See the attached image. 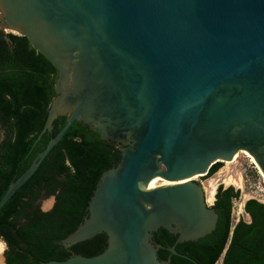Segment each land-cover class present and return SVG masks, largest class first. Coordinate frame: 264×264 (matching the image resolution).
Segmentation results:
<instances>
[{"label": "water", "instance_id": "water-1", "mask_svg": "<svg viewBox=\"0 0 264 264\" xmlns=\"http://www.w3.org/2000/svg\"><path fill=\"white\" fill-rule=\"evenodd\" d=\"M34 65L58 72L38 141L66 124L0 210L73 123L121 145L80 226L51 241L67 260L43 264H198L176 250L218 222L196 178L243 151L264 175V0H0V70Z\"/></svg>", "mask_w": 264, "mask_h": 264}, {"label": "trees", "instance_id": "trees-1", "mask_svg": "<svg viewBox=\"0 0 264 264\" xmlns=\"http://www.w3.org/2000/svg\"><path fill=\"white\" fill-rule=\"evenodd\" d=\"M57 78V71L39 65L0 70V201L66 124L65 116L58 117L38 141L57 95ZM120 146L81 122L71 125L0 210L7 264L67 260L51 241L66 239L80 226L101 176L121 161ZM222 166L214 164L203 178ZM239 196L234 187L221 186L212 206L218 214L216 229L197 241L177 244L176 250L198 264H217L224 253L225 264H264V204L248 200L244 210L251 219L234 224L233 203ZM46 198H54L48 211L41 207ZM170 259V264H194L173 254Z\"/></svg>", "mask_w": 264, "mask_h": 264}, {"label": "rangeland", "instance_id": "rangeland-1", "mask_svg": "<svg viewBox=\"0 0 264 264\" xmlns=\"http://www.w3.org/2000/svg\"><path fill=\"white\" fill-rule=\"evenodd\" d=\"M196 181L201 183L205 189L208 206L213 204L218 188L234 187L239 191L240 196L233 203V222L236 224L240 220L249 221V217L244 212L245 202L249 199H257L264 204V176L259 168L253 163L251 157L246 152H240L232 162L223 163L222 168L211 178L198 177ZM162 182H158L157 186ZM54 198L42 200L41 207L48 211L53 207ZM0 242H3L0 240ZM5 245L6 250V244ZM3 251L2 258L5 256ZM225 253L217 264H222ZM5 259V257H4ZM0 264L3 262L0 261Z\"/></svg>", "mask_w": 264, "mask_h": 264}, {"label": "bare ground", "instance_id": "bare-ground-1", "mask_svg": "<svg viewBox=\"0 0 264 264\" xmlns=\"http://www.w3.org/2000/svg\"><path fill=\"white\" fill-rule=\"evenodd\" d=\"M243 152H245V151H243ZM247 153V152H246ZM247 155L249 156V157H251V159H252V161H253V163H255V165L259 168V166L256 164V162H255V160L253 159V157L252 156H250L248 153H247ZM237 156V155H236ZM235 156V157H236ZM259 170H260V168H259ZM260 172H261V174L263 175V173H262V171L260 170ZM264 176V175H263ZM158 182H162L160 179H155V180H153L152 182H151V187H155V186H157V184H158ZM161 184H164V182H162ZM173 184V183H172ZM0 261L2 262V256L0 257Z\"/></svg>", "mask_w": 264, "mask_h": 264}, {"label": "flooded vegetation", "instance_id": "flooded-vegetation-1", "mask_svg": "<svg viewBox=\"0 0 264 264\" xmlns=\"http://www.w3.org/2000/svg\"><path fill=\"white\" fill-rule=\"evenodd\" d=\"M221 187V186H220ZM219 187V188H220ZM218 188V189H219ZM224 188V187H223ZM224 189H227V188H224ZM218 192V191H217ZM217 195V194H216ZM215 202H216V197H215V200H214V202H213V204H211V205H209V207H211L212 208V206L215 204ZM244 212H245V210H244ZM245 214L249 217V219H251V217H250V215H248L246 212H245ZM5 243V242H4ZM6 244V243H5ZM7 249H8V246H7V244H6V250H5V253L4 254H6V251H7ZM5 257V261H6V255L4 256ZM219 262V261H218ZM222 264H225V260H224V258H223V261H222Z\"/></svg>", "mask_w": 264, "mask_h": 264}, {"label": "clouds", "instance_id": "clouds-1", "mask_svg": "<svg viewBox=\"0 0 264 264\" xmlns=\"http://www.w3.org/2000/svg\"><path fill=\"white\" fill-rule=\"evenodd\" d=\"M4 250H5V245L3 244V242H0V255H2Z\"/></svg>", "mask_w": 264, "mask_h": 264}]
</instances>
